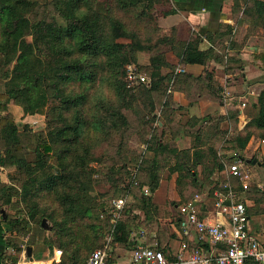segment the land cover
Returning a JSON list of instances; mask_svg holds the SVG:
<instances>
[{"label":"trees","instance_id":"1","mask_svg":"<svg viewBox=\"0 0 264 264\" xmlns=\"http://www.w3.org/2000/svg\"><path fill=\"white\" fill-rule=\"evenodd\" d=\"M170 5L171 0H0V168L9 179L0 182V207L7 209L13 262L28 236L29 244L63 250L54 264H86L113 230L112 198L96 193L99 182L109 183L117 196L131 195L125 212L149 213L161 170L178 172L177 186L211 182L214 189V173L244 158L241 151L253 136L264 139V90L247 105L250 121L232 135L220 127L222 116L200 125L199 118L187 117L170 126L176 120L169 90L180 82L224 104L209 72L195 78L179 73L178 66L225 55L200 48L198 34L183 39L175 28L160 27L158 15L174 12ZM249 9L252 24L264 28V0H253ZM141 51L150 55L146 66L138 64ZM130 65L146 81L129 80ZM14 103L27 115L44 114L46 134L18 123L10 111ZM238 115V108L229 112L232 126ZM181 126L199 142L174 153L168 141ZM222 143L234 153L219 154ZM131 144L145 149L138 154ZM253 195L264 202V192ZM36 227L44 234L41 241L29 235ZM129 233L121 219L113 240L128 242Z\"/></svg>","mask_w":264,"mask_h":264},{"label":"crops","instance_id":"2","mask_svg":"<svg viewBox=\"0 0 264 264\" xmlns=\"http://www.w3.org/2000/svg\"><path fill=\"white\" fill-rule=\"evenodd\" d=\"M252 1L171 0L170 6L174 9V12L159 13L158 24L160 27L175 28L177 37L180 38L181 36L183 39H191L192 35L195 37L198 34L202 38L200 48L212 47L218 50L219 55L222 51L225 52L223 57L219 56V59L212 58L206 64L179 65L177 71L180 69L181 72L179 73H188L195 78L204 77L209 72V78H213V82L217 84V89L221 91V94L224 89L232 93L230 103L226 104L224 102L222 104L210 97L206 90L200 93L196 87L187 86L180 82L178 88L169 90L171 103L175 105L172 117L176 120L170 126L175 125L182 119L185 120L187 117L199 118L201 120L200 125L207 123L211 118L222 116L224 121L220 127L228 129L229 135H232L236 131L242 130L250 121L247 105L264 90V28L252 24L250 20L249 13L252 10L249 7L252 6ZM168 57L170 60L176 61L173 54H168ZM168 71L170 69L164 68L163 73ZM244 100H246V107L240 111L241 103ZM236 108L239 109L238 121L236 126H232L229 112ZM166 129L171 131L169 126H166ZM185 129V126H181L180 129H173L176 134L171 132L172 136L168 143L173 146L174 153L177 151L176 148L187 149L199 142L198 139L193 137V133H185ZM164 130V122H160L159 133L162 135ZM260 142L259 137L253 136L245 149L241 151L246 161V167L258 180L264 178V149L260 147ZM222 147H224L223 143L219 154L234 153V150H227ZM151 156L152 154L148 155V157ZM254 160L256 161L254 162ZM169 161L171 162L169 166H171L174 159L171 158ZM198 170L201 171L202 167L200 166ZM161 174L160 187L153 194L155 206L151 209V212L147 213L139 208H134L131 213L124 212L122 219L129 226V241L112 240L109 244L112 259L119 264H127L130 261L133 249L137 244L162 249L169 261L176 260L183 242L191 245L195 244L197 242L196 232L191 231L187 235L182 228L181 221L185 215L182 213L181 208L196 195L200 199L201 217L209 221H214L217 218L214 204V190L217 187L213 189L212 186H208L206 188L208 190H206L204 186L207 185L204 184L201 192H197L187 201H181V195L176 189L178 172H174L167 167L161 170ZM221 177H224L221 181L227 179L225 169L221 172H215L213 175L215 180ZM169 178H171V184H169ZM233 181L235 180L233 179ZM0 182H9L8 172L4 168H0ZM168 185L173 189L171 200L168 198L162 199L163 197L160 196L165 188L168 190ZM193 188H196V186H193ZM255 192L252 189L250 192L243 194V197L247 202L250 232L264 243V202H260L255 198V195H253ZM2 208L7 211L5 207H0V209ZM4 220L5 218L0 211V264L5 261L13 262L12 258L16 254L15 248L9 247L7 244V239L13 235L7 229ZM27 238L23 239L24 242L18 260L24 257L23 251L26 252L28 245L32 246L33 256L30 257L31 259L50 260L52 258L55 247L50 248L42 242L29 244ZM210 249V245L206 243L205 250L209 252Z\"/></svg>","mask_w":264,"mask_h":264},{"label":"built area","instance_id":"3","mask_svg":"<svg viewBox=\"0 0 264 264\" xmlns=\"http://www.w3.org/2000/svg\"><path fill=\"white\" fill-rule=\"evenodd\" d=\"M181 72V70H178ZM128 79L146 81L144 74L137 73L133 66H128ZM223 101L228 104L232 99L229 90H223ZM246 107V100L242 101L240 111ZM264 149V139L260 142ZM227 179L219 183L214 190V204L217 218L209 221L202 218L199 206V196L187 201L181 208L185 215L181 221L185 234L196 232L197 242L193 245L183 242L176 260L169 261L164 251L157 247L137 244L127 264H264V243L259 241L250 232V218L247 211V202L243 194L256 188L264 192V180L254 178L252 172L246 167L244 158H237L232 163L226 164ZM233 179L235 181H233ZM149 194V189L145 188ZM127 197H119L112 201L113 230L119 220L124 217ZM112 233L106 238L104 245L92 252L86 264H119L112 259L109 248L113 240ZM211 247L205 250V244ZM18 262L5 261L3 264H54L61 260L63 250L54 249L50 260H36L27 256Z\"/></svg>","mask_w":264,"mask_h":264},{"label":"rangeland","instance_id":"4","mask_svg":"<svg viewBox=\"0 0 264 264\" xmlns=\"http://www.w3.org/2000/svg\"><path fill=\"white\" fill-rule=\"evenodd\" d=\"M149 58H150V55H149V53L147 51H141V52H139V54H138V64L140 66H146V65H148L149 62H150V59ZM10 108H11L10 111H12V114L15 117V120L18 123L28 124L29 126H31L30 128H32V130L34 132L46 134V132H47V123H46V118H45V115L44 114L39 113V114H34V115H27V114L24 113L22 107L20 105H18V104H15V103L12 104L10 106ZM157 125L158 124L156 123L155 124L156 128H158ZM94 133H95V131L94 130H91V134H94ZM131 146H132L131 149H135V151L138 154H141L143 152V149H145V144H140V145H138V144H136V145L131 144ZM225 148H226V146H225ZM130 156H131L130 153L127 154V157L128 158ZM232 162L230 161V163H232ZM223 178L221 177V178H218V179H219V181H221ZM262 180H264V178H262ZM168 181L170 182L169 184H171V178H169ZM206 185L207 186H204V189L208 188V186H212L213 184L210 182V183H208ZM168 186H169L168 187V190L165 188L160 193V196L163 197L162 199L168 198L169 200H171V198H172L173 189L170 187V185H168ZM176 189H177V191L181 195V201H187L190 198H192L197 192H201L202 189H203V185L197 186L196 188H193L192 185L186 186L185 184H182L181 186H177ZM95 190H96V193L97 194H104V195H107L108 194L107 197L110 198V199L112 198L111 201H113L115 198H117L119 196L120 197H123L121 195L117 196L118 194L114 193V191L112 190L111 185L109 183H107V182H99L98 184L95 185ZM206 190H208V189H206ZM133 191L139 193L141 191V188H135ZM254 191L257 192V189L254 188L253 189V192ZM149 194H150V192H149ZM251 196H252V194H251ZM132 201H133V199L131 198V195H129L127 197V204L129 205V203H131ZM9 211L10 212H13V210H9ZM47 224H49V222H47ZM37 230L38 229L36 227V230L35 229L32 230V232H31L32 234H29V235H31V238H34L35 240L41 241L43 239L44 234H42L41 232H38ZM45 234H49V233L47 232ZM27 237H25V238H27ZM26 240H28V238ZM55 248H59V247H55Z\"/></svg>","mask_w":264,"mask_h":264},{"label":"water","instance_id":"5","mask_svg":"<svg viewBox=\"0 0 264 264\" xmlns=\"http://www.w3.org/2000/svg\"><path fill=\"white\" fill-rule=\"evenodd\" d=\"M255 161L256 160H254V162ZM0 211L3 214V217L6 218L7 213H6L5 209L2 208V209H0ZM43 226L46 227V228H49L46 219L43 220ZM26 252H27V256H29V257H32L33 256L32 246L31 245H28L27 246Z\"/></svg>","mask_w":264,"mask_h":264}]
</instances>
